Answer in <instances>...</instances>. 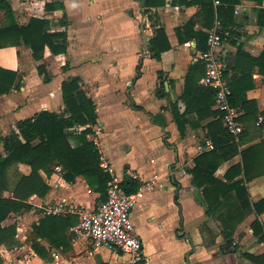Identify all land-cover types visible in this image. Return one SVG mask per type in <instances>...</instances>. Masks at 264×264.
Here are the masks:
<instances>
[{
	"label": "crops",
	"instance_id": "1",
	"mask_svg": "<svg viewBox=\"0 0 264 264\" xmlns=\"http://www.w3.org/2000/svg\"><path fill=\"white\" fill-rule=\"evenodd\" d=\"M8 1L18 23L40 17L50 21L52 31H65L68 50L53 54L46 47L44 58L36 60L25 44L0 47V66L17 72L13 89L0 94V154H5L2 137L18 131V120L44 109L64 111L62 83L77 76L96 106L97 122L87 137L98 145L102 163L113 170L119 181L125 175L141 183L149 179L156 181L154 188L137 200L132 212L143 240L144 264H252L244 253L264 252L261 234L255 235L251 227L257 218L264 221V212L257 216L254 208L244 210L232 191L222 198L220 206L207 214L201 202L202 189L193 184L190 172L195 157L209 149L208 124L216 118L210 114L218 110L216 98L206 111L186 115L183 135L172 110L177 102L179 111H185L186 103L180 97L186 76L189 67L203 53L196 48L195 40L179 43L175 29L193 17L200 5L195 0H175V3L166 0L164 5L152 7L172 44L157 59L151 53L155 28L149 13L144 12L143 0ZM47 3L55 8L48 9ZM262 7L264 0H243L237 4L235 24L223 31L218 48L229 76L252 70L255 86L247 91V96L257 100L260 110H264V75L238 51L255 57L262 53L264 26L259 25ZM0 12L4 18L0 26L8 24L5 11ZM196 28L203 25L197 23ZM41 62L50 74L49 81L38 73ZM87 126L67 129L73 145L77 143L76 136ZM254 127L255 131H249L240 149L260 141L259 131ZM239 161L241 156L236 155L222 163L215 176L224 179L226 170ZM11 170H17L15 181L19 174H29L31 166L19 162ZM63 173L64 168L59 165L50 177L41 171L51 185L47 196L33 195L29 199L31 209L11 213L3 222V225H17L18 243L12 249L0 246L1 264H72L70 256L91 244L74 238L72 227L76 222L67 230L71 248L68 251L51 248L53 262L47 263L32 249L33 224L44 216L45 205L62 202L93 209L100 201L99 192L92 190L83 176L68 182ZM247 187L252 201L264 197V174L250 180ZM5 195L11 192L5 191ZM69 215L78 217V214ZM39 241L51 247L45 239ZM90 254L96 264L130 263L129 254L107 248Z\"/></svg>",
	"mask_w": 264,
	"mask_h": 264
},
{
	"label": "trees",
	"instance_id": "2",
	"mask_svg": "<svg viewBox=\"0 0 264 264\" xmlns=\"http://www.w3.org/2000/svg\"><path fill=\"white\" fill-rule=\"evenodd\" d=\"M219 1L220 3L215 5L214 0H195V3L200 5L199 11L184 25L175 29L179 43L195 40L199 51H208L209 31L216 19L222 26L219 34L224 36L223 31L235 24V6L243 0ZM173 2L175 3V0ZM165 3L166 0L142 1L144 12L149 13L150 19L153 20L155 36L151 39V53L157 59L161 58L163 52L172 48L166 29L155 18L157 13L152 12V7ZM46 7L55 8L52 3H47ZM0 10H4L9 18L8 24L0 26V47L25 44L31 48L36 60L44 58L46 47H49L53 54L65 53L68 50L67 33L52 31L48 19L31 17L27 23L20 24L15 20L14 11L8 0H0ZM197 23H201L203 28H196ZM259 25L264 26V7L259 10ZM238 52L251 65H257L259 72L264 75V49L257 57L242 52L241 49ZM37 69L45 81L50 80V74L43 62L38 64ZM205 74L206 63L202 59L192 64L186 76L184 92L180 97L186 103L185 111L181 113L177 108V102L173 104V114L182 135L188 120L186 115L193 112L200 114L214 103L215 89L199 83ZM224 76L232 90L230 102L242 112L239 118L244 124V130L239 140H236L223 124V112L219 109L210 111V114L216 116L215 120L208 124V137L213 147L195 157V166L190 172L193 184L202 189L201 202L207 214H211L220 206L222 198L234 191L241 208L244 210L254 208L256 215L259 216L264 212V197L252 201L247 183L264 174V119L256 125L259 116L264 118V110L259 109L256 99L247 96V91L255 86L252 70H242L229 76V69L226 68ZM16 78V71L0 66V94L13 89ZM62 95L65 104L63 112L41 110L32 117L18 120V131L13 130L2 137L5 154H0V246L4 245L7 249L14 248L18 243L17 225L15 223L3 225V222L11 213L31 209L29 199L33 195L44 198L51 190V185L44 179L41 171L50 176L56 165L62 166L63 177L68 182H74L76 177L81 175L92 190L99 192L100 201L107 198L108 183L113 177L101 165L102 153L98 145L87 137L93 131L92 125L97 122L95 103L82 88L80 78L77 76L68 77L63 81ZM77 125L88 126L76 136L77 143L73 145L67 129ZM253 126L259 131L260 141L240 149V144ZM236 155L241 156V161L226 170L224 179L216 177L215 172L219 166ZM19 162L29 164L31 172L21 173L15 181H11L10 168ZM120 183L128 192H134L141 182L125 175ZM5 191H10L11 195H5ZM77 221L76 215L45 214L33 224L30 235L32 249L45 261L52 260L51 248L68 251L71 248V236L67 230ZM251 227L254 234H261L264 240V221L257 218ZM39 238L45 239L51 247L48 248L39 241ZM244 256L252 264H264V252L244 253ZM2 261L3 256L0 252V264Z\"/></svg>",
	"mask_w": 264,
	"mask_h": 264
},
{
	"label": "built area",
	"instance_id": "3",
	"mask_svg": "<svg viewBox=\"0 0 264 264\" xmlns=\"http://www.w3.org/2000/svg\"><path fill=\"white\" fill-rule=\"evenodd\" d=\"M219 3V0H214L215 5ZM220 28L221 24L216 19L209 31V50L201 55V59L206 63V74L200 81L215 89L217 109L223 112V124L238 140L244 130V124L239 118L241 110L230 102L232 90L224 76L226 65L218 51L222 41ZM263 119L259 116V121ZM212 147L213 143L208 139L207 148ZM101 165L113 177L108 183L106 200L100 201L93 209L56 202L44 206V215L78 214V221L72 227L75 239L89 241L94 250L107 248L127 253L130 255L129 264H144L143 240L133 221L132 212L137 200L142 198L147 190L153 189L156 181L154 179L143 181L136 191L128 192L115 178L113 170L107 164Z\"/></svg>",
	"mask_w": 264,
	"mask_h": 264
},
{
	"label": "rangeland",
	"instance_id": "4",
	"mask_svg": "<svg viewBox=\"0 0 264 264\" xmlns=\"http://www.w3.org/2000/svg\"><path fill=\"white\" fill-rule=\"evenodd\" d=\"M3 22H4L3 12H0V25ZM254 128L255 127L253 126V128L251 130L252 131H255ZM16 172H17V170L16 171L11 170L9 172V175H10V178L12 179V181H13V177H15L17 175ZM53 172H54V170H53ZM50 176H48V177H50ZM12 219H13V217H12ZM0 251H1V248H0ZM91 251H94V249H93V246L90 244L89 246H87L85 248L84 247H81L79 252L77 251L72 256H70L71 258L69 256L68 257L70 258L69 260H70V262H72V264H96L95 261H94V259H92V255L90 254ZM95 255H97V254H95ZM54 260H55V256L52 255V260L51 261H47V263L53 262Z\"/></svg>",
	"mask_w": 264,
	"mask_h": 264
}]
</instances>
